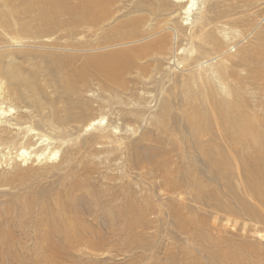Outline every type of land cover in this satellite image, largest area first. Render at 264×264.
Returning <instances> with one entry per match:
<instances>
[{
	"label": "rangeland",
	"instance_id": "obj_1",
	"mask_svg": "<svg viewBox=\"0 0 264 264\" xmlns=\"http://www.w3.org/2000/svg\"><path fill=\"white\" fill-rule=\"evenodd\" d=\"M194 1L0 0V264H264V0Z\"/></svg>",
	"mask_w": 264,
	"mask_h": 264
},
{
	"label": "bare ground",
	"instance_id": "obj_2",
	"mask_svg": "<svg viewBox=\"0 0 264 264\" xmlns=\"http://www.w3.org/2000/svg\"><path fill=\"white\" fill-rule=\"evenodd\" d=\"M112 1V0H111ZM176 2H178V3H180V7H182V9H181V11H182V14L184 15V20H188V18L191 16V14H192V12L193 11H195V9H193L195 6H196V4H195V1L194 0H187V1H183V0H175ZM51 2L52 3H54V4H56V2H58V0H51ZM110 3V2H109ZM104 5H105V3H104V0H79V6L78 7H104ZM60 7H63V6H60ZM106 7V6H105ZM108 7V6H107ZM176 15V14H175ZM231 47V46H230ZM110 58V57H109ZM92 60V59H91ZM106 60V59H105ZM111 60V59H110ZM205 63H207V62H205ZM11 71V70H10ZM9 71V72H10ZM8 72V73H9ZM13 72H15V71H13ZM17 72V71H16ZM113 75V74H112ZM9 76V75H8ZM12 78H13V76H16L13 80H21V81H23V83L26 81H24V79H21V78H19V77H17V73H16V75H13L12 73H11V75H10ZM11 77H10V79H11ZM8 79H9V77H8ZM12 80V79H11ZM62 83V82H61ZM60 83V84H61ZM64 84V83H63ZM26 85H30V83H28L27 82V84ZM65 85V84H64ZM61 87H63V86H61ZM54 88V87H53ZM66 89V88H65ZM73 90V89H72ZM64 97V96H63ZM6 111V110H5ZM9 112H12L11 110H9ZM6 113L4 112V111H2L1 110V108H0V116H3V115H5ZM9 115V114H8ZM6 116V115H5ZM5 118V117H4ZM20 119V118H19ZM101 122H102V120H98V121H96V120H94V121H90V123H88L85 127H83V129L84 130H89V129H93V127L94 126H96V125H101ZM43 123H46V122H44L43 121ZM48 123H50V122H48ZM51 125V124H50ZM35 128V127H34ZM29 131H31V128H30V130ZM28 132V131H27ZM33 132V131H32ZM34 133V132H33ZM57 133V132H56ZM24 135L26 134V133H23ZM59 134V133H58ZM30 136V135H29ZM58 136V135H57ZM22 137H25V136H22ZM21 137V138H22ZM31 137V136H30ZM20 139V138H19ZM28 139V138H27ZM26 139V140H27ZM23 140H24V138H23ZM7 142V141H6ZM24 142H25V140H24ZM17 143V142H16ZM63 143V142H62ZM37 145V144H36ZM11 149V148H10ZM8 150V149H7ZM45 151H46V149H45ZM57 152V151H56ZM19 154V157H20V159L21 160H25L26 162L27 161H29L30 160V158H31V155L29 154V153H27L26 151H24L23 149H20V153H18ZM46 154H52V156L53 157H55L57 154L55 153V152H47ZM46 154L43 152V153H40V154H38V153H35V155H34V158H35V160L36 161H38V160H41V158H43V159H45V156H46ZM65 158V157H64ZM53 159V158H52ZM34 161V160H33ZM25 163V162H24ZM58 167V166H57ZM257 173V175H259L258 174V172H256ZM247 177V178H246ZM260 177V176H259ZM258 176L257 177H255L254 178V180H250V179H252V178H250L249 179V175H247V176H245L244 177V181H246V183H247V180L249 179L250 181H251V183H255L256 185H258L257 186V188H258V190H257V192H255L254 190V187H253V189L251 190V194L253 195V197H255L254 199H256V200H258V199H260V202L261 203H263L264 204V194H263V192H262V189L263 188H261V187H263V185H264V182H263V180L262 179H260ZM249 182V181H248ZM256 187V186H255ZM259 189H260V191H259ZM241 203V202H240ZM260 219H261V217H260ZM259 219V220H260ZM260 223V222H259ZM261 226V225H260ZM243 239V238H242ZM244 240V239H243Z\"/></svg>",
	"mask_w": 264,
	"mask_h": 264
}]
</instances>
